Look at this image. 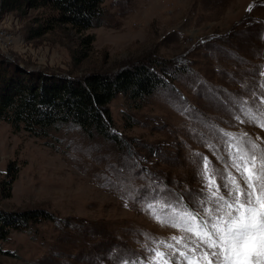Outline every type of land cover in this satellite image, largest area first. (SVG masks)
<instances>
[{
	"label": "rangeland",
	"instance_id": "1",
	"mask_svg": "<svg viewBox=\"0 0 264 264\" xmlns=\"http://www.w3.org/2000/svg\"><path fill=\"white\" fill-rule=\"evenodd\" d=\"M102 9L103 22L85 30L94 41L78 62L74 31L28 36L45 8L0 9V53L21 66L81 76L147 60L165 82L137 107L122 94L112 99V130L122 143L77 125L37 136L0 120V208L50 214L31 231L11 230L0 259L158 264L162 252L167 264H189L179 255L185 252L192 264H207L201 250H210L187 230L185 201L209 209L203 218L210 220L216 205L204 157L225 195L229 173L246 187L233 156L250 143L258 146L257 164L264 156V0H104ZM10 175L5 196L1 184Z\"/></svg>",
	"mask_w": 264,
	"mask_h": 264
},
{
	"label": "trees",
	"instance_id": "2",
	"mask_svg": "<svg viewBox=\"0 0 264 264\" xmlns=\"http://www.w3.org/2000/svg\"><path fill=\"white\" fill-rule=\"evenodd\" d=\"M103 1L0 0V9L24 13L26 8H45L38 25L29 27L28 36L42 35L56 27L74 31L80 39L78 46L82 48L72 49L71 56L78 62L94 41V34L85 30L103 22ZM156 65V62L136 60L113 72L91 71L71 76L24 67L0 53V120L37 136L49 135L52 129L62 125H77L90 136L101 135L122 143L112 130L109 104L115 96L122 94L129 105H141L165 83L164 75ZM14 176L2 181L5 196L10 194ZM45 217L49 218L50 214L42 209L13 211L0 208V242L8 238L11 230L31 231L34 224ZM3 253L8 250L0 246V254ZM0 264H4L1 259Z\"/></svg>",
	"mask_w": 264,
	"mask_h": 264
},
{
	"label": "snow or ice",
	"instance_id": "3",
	"mask_svg": "<svg viewBox=\"0 0 264 264\" xmlns=\"http://www.w3.org/2000/svg\"><path fill=\"white\" fill-rule=\"evenodd\" d=\"M257 148L250 143L247 151L233 156L232 167L240 173L246 187L241 188L229 173L228 182L222 185L227 190L225 195L220 194L221 186L217 185L215 175H209L213 171L210 161L207 157L203 159L202 175L207 192L214 199L216 215L200 223H197L199 211L187 212L185 216L186 222L193 226L187 230H197L201 244L210 250H201L207 264H264V156L257 164ZM158 191L164 194L170 190ZM179 255L192 264L185 252ZM156 257L158 264H167L164 253L156 252Z\"/></svg>",
	"mask_w": 264,
	"mask_h": 264
}]
</instances>
